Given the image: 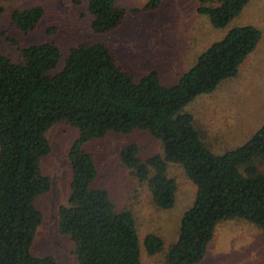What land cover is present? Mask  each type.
Listing matches in <instances>:
<instances>
[{"label": "trees", "instance_id": "trees-1", "mask_svg": "<svg viewBox=\"0 0 264 264\" xmlns=\"http://www.w3.org/2000/svg\"><path fill=\"white\" fill-rule=\"evenodd\" d=\"M164 1L149 0L133 12L158 10ZM198 1V13L223 29L250 0ZM86 2L94 33L123 25L127 10L117 0ZM44 17L41 5L19 8L12 23L31 33ZM5 35L0 31V264H59L53 256H35L32 248L44 221L39 201L52 189L42 168L52 151L48 132L62 122L79 136L68 155L70 193L58 209V230L72 239L78 264H143L134 213L120 210L110 191L97 185V159L86 150L91 141L110 134L147 132L162 143L164 154L147 160L137 143L120 151L122 164L148 184L157 208L169 210L176 203L177 183L168 176L169 164L181 165L197 188L167 264L202 263L225 221L243 220L264 234V126L241 147L218 155L202 139L194 116L184 112L197 97L238 75L260 44L261 29H232L173 85L163 84L157 71L137 80L103 42L79 43L63 58L61 48L47 41L20 47L21 57L14 59L1 52ZM144 245L151 256L165 248L154 234Z\"/></svg>", "mask_w": 264, "mask_h": 264}, {"label": "rangeland", "instance_id": "rangeland-1", "mask_svg": "<svg viewBox=\"0 0 264 264\" xmlns=\"http://www.w3.org/2000/svg\"><path fill=\"white\" fill-rule=\"evenodd\" d=\"M148 2L117 0L118 5L127 10L123 25L99 35L91 28L92 17L86 0L81 4H76L75 0H0L3 9L0 31L6 33L1 52L19 59L20 47L53 41L66 58L70 49L79 43L103 42L137 80L157 71L163 84L173 85L194 67L209 47L223 40L232 29L256 26L262 30L263 38L242 64L238 75L184 108V112L194 116L196 128L213 153L221 155L241 147L264 126V0H250L242 13L223 29L215 28L208 16L198 13V0H165L158 10L133 12ZM36 5L44 7L45 17L35 31L25 33L12 23V13ZM78 136V131L70 124H56L48 132L51 154L42 163L44 173L52 180V189L39 201L44 221L37 230L32 250L38 257H55L59 264H78L72 239L62 236L58 230V209L66 203L70 193L68 155ZM130 143L140 146L144 160L164 154L162 143L141 131L130 135L110 134L105 139L91 141L86 150L97 159V185L110 191L120 210L129 209L134 213L143 264H167L168 252L178 241L182 219L195 201L197 188L181 165L169 164L168 176L177 183L176 203L169 210L157 208L148 184L141 182L135 171L121 162L120 151ZM150 234L165 243L164 251L155 256L149 255L144 245ZM200 264H264V234L243 220L222 222Z\"/></svg>", "mask_w": 264, "mask_h": 264}]
</instances>
